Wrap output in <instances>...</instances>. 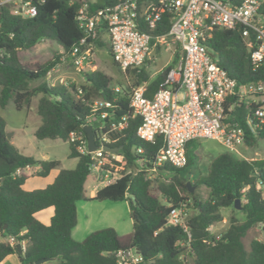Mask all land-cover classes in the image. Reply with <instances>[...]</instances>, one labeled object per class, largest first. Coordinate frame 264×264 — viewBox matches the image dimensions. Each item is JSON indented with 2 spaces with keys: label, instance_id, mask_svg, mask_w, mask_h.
I'll return each instance as SVG.
<instances>
[{
  "label": "trees",
  "instance_id": "16d2710c",
  "mask_svg": "<svg viewBox=\"0 0 264 264\" xmlns=\"http://www.w3.org/2000/svg\"><path fill=\"white\" fill-rule=\"evenodd\" d=\"M116 1L96 0L90 4V10ZM31 2L36 7L32 17L14 14L13 2H0V108L13 101L16 108L22 109L36 98L35 112L40 124L34 136L67 141L70 131L86 123L95 100L113 101L114 107L106 109L109 115L102 120V127L94 131L96 135L108 134L111 143L107 146L121 147L117 153L123 156L124 164L118 178L88 197L85 182L90 174L91 157L78 152L67 141L69 156L77 158L74 168L60 170L44 188L25 190L22 186L29 176L25 166L38 165L34 175L44 177L60 162L36 160L20 153L0 115V236L13 237L22 247L18 253L16 244L0 241V261L16 253L21 264H35L47 258L54 260L43 264H120L116 253L135 249L142 256L139 264H189L187 256L191 257V264H264V240L252 239L248 249L242 241L250 228L259 224L264 228V158H240L230 151L217 154L208 163L205 174L196 180L208 189L204 199L188 191L185 178L191 174L189 166L198 157L197 139L186 144L184 167L164 164L150 173L152 160L164 145L163 137L156 135L152 142L137 137L140 117L132 115L130 95L133 87L144 84L145 95L151 98L178 62L179 46L176 45L171 62L154 77H150L145 66L138 72L126 70L133 74L134 81L129 86H120L118 91L111 85V77L98 68L84 72L85 83L79 87L74 83L51 84L46 78L59 56L71 54L85 34L76 20L83 0ZM168 28L164 16L161 26L153 32L165 33ZM40 41L55 42L63 54L46 60H23L21 53L33 49ZM94 43L106 45L111 54L109 42L97 38ZM208 48L217 63L238 83L264 81V64L253 69L245 39L238 29L215 28L208 39ZM230 102H234L232 113L244 133L242 145L264 139V122L255 132L248 127L246 114L252 105L236 102V96ZM122 116L126 117V125L112 130L111 123ZM84 135L87 138L85 132ZM96 143L99 144L98 140ZM136 147H141L143 152L137 153ZM164 174L169 177L161 180ZM237 198L244 199L240 209L234 206ZM124 199L128 201L133 222L131 232L119 234L106 227L92 231L80 241L72 238L71 231L77 223V201ZM182 203L192 209L187 216L190 237L182 227L167 222L170 208ZM48 207L53 208V215L44 224L35 214ZM224 208L241 212L243 220L232 214L226 229L211 232L209 227L222 221Z\"/></svg>",
  "mask_w": 264,
  "mask_h": 264
},
{
  "label": "built area",
  "instance_id": "2783aa9c",
  "mask_svg": "<svg viewBox=\"0 0 264 264\" xmlns=\"http://www.w3.org/2000/svg\"><path fill=\"white\" fill-rule=\"evenodd\" d=\"M95 1L83 0L77 11L76 20L85 32L71 52L77 70H81L83 61L92 53L94 41L103 34L108 39L113 61L122 71L138 72L142 66L146 67V60H149L153 49L172 44L180 48L178 62L151 98L145 95L144 84L133 87L130 95L132 115L140 117L137 137L148 142H152L156 135L163 137L164 145L152 160V171H157L164 164L184 167L187 162L186 144L192 139H213L227 151L235 152L243 144L244 133L232 113V96H236V102L252 105L246 114L251 132L264 122V81L238 83L217 63L208 48V39L215 28L238 29L245 39L253 69L262 66L264 0H117L90 10V4ZM18 2L13 1L14 14L28 17L36 14L31 0ZM164 16L169 23L167 32L154 33ZM114 89L118 91L119 87ZM113 107V101L95 100L86 123L80 129L70 131L67 139L78 152L90 155V171L94 170L96 177L102 176L107 184L120 176L123 156L103 149L111 143L104 132L96 135L99 148L89 152L83 127L102 122L109 115L106 109ZM125 125L126 117L122 116L111 123V129L119 130ZM135 150L143 152L141 147ZM30 166H25V169ZM19 172L17 169L16 173ZM187 208V203L171 207L167 222L182 227L190 237ZM6 241L10 245L18 243L13 237ZM116 256L120 264H139L142 261V256L135 249L120 250Z\"/></svg>",
  "mask_w": 264,
  "mask_h": 264
},
{
  "label": "rangeland",
  "instance_id": "374dc122",
  "mask_svg": "<svg viewBox=\"0 0 264 264\" xmlns=\"http://www.w3.org/2000/svg\"><path fill=\"white\" fill-rule=\"evenodd\" d=\"M18 0H0V2H13ZM103 43H108L105 36H101ZM174 49H177L176 45H170L162 49L152 50L149 63L145 69L149 73L150 77H154L161 70L168 65L172 58ZM62 48L52 41H40L33 49L24 51L21 53L23 60H46L52 58L53 55H60ZM55 67H58L59 71H65L69 67H76L72 61L71 54H63L59 56L58 63ZM98 67L101 71L111 77V85L113 87L129 86L133 81V74L127 71H122L118 65H115L113 59L109 53L107 46L95 45L92 49L90 57H87L83 63L82 68L79 70L80 75L84 77L85 69ZM67 83H74L76 81L71 78L66 80ZM38 81L34 82V84ZM57 85V83H54ZM250 98V97H249ZM36 98L31 102L30 106H24L22 109L16 108L13 101H9L4 108H0V114L6 120V131L10 138L16 143L19 138H24L27 141V147L32 152L35 158H42V156H48L51 159L57 158L60 161V166L63 168H73L76 162L75 158H69L67 156L69 147L66 142L59 139H37L33 132L40 123V117L35 113ZM19 132H22L21 134ZM15 134V135H14ZM18 135V136H17ZM196 145L198 157L195 158L196 163L189 166L191 174L186 175V181L193 185V192L198 198L204 199L207 196L208 189L199 184L197 178L203 176L206 172V167L210 160L217 154L224 152L226 148L213 139L199 138ZM17 144V143H16ZM227 151V150H226ZM240 158H264V139H257L253 145H240L235 152H232ZM155 171H150L153 173ZM96 173L90 171V176L86 182L87 191L89 192L94 186L102 187L105 184V180L102 176H98L96 179ZM168 174L163 175V179L168 178ZM264 190V188H263ZM244 199L241 200V203ZM77 207V223L73 228L72 238L80 241L84 239L89 233L101 228L111 227L119 234L129 233L132 231V219L129 215V205L126 199L120 201L111 200H79L76 202ZM192 212L190 206H188L186 213ZM223 219L216 223L211 228L212 232L220 233L229 224V217L233 214L240 220H243V214L232 208L222 209ZM252 239L264 240V228L260 225H256L250 228L246 235L242 238L246 249L249 248L250 241ZM188 263L191 264L192 260L190 256H187Z\"/></svg>",
  "mask_w": 264,
  "mask_h": 264
},
{
  "label": "crops",
  "instance_id": "0c3cea01",
  "mask_svg": "<svg viewBox=\"0 0 264 264\" xmlns=\"http://www.w3.org/2000/svg\"><path fill=\"white\" fill-rule=\"evenodd\" d=\"M103 36H105L103 34ZM105 38L107 39V37L105 36ZM108 41V39H107ZM110 53V52H109ZM111 55V54H110ZM95 68H98V67H93V68H90L89 69H85V72H88V71H92L94 70ZM145 68V67H144ZM99 69V68H98ZM58 70V67H54L48 74L47 76V80L51 83V84H54V83H61V84H67L66 80L68 79H72L74 81L77 82V84H84L85 81H84V77H82V75H80V71L77 70L76 67H69L68 69H66L65 71H57ZM36 113V112H35ZM1 115V114H0ZM6 122V120H5ZM40 124V123H39ZM6 126H7V123H6ZM39 126V125H38ZM37 126V127H38ZM36 127V128H37ZM6 128V127H5ZM35 128V130H36ZM34 130V131H35ZM7 132V131H6ZM20 134L22 132H19ZM34 134V132H33ZM15 135V134H14ZM18 136V135H17ZM36 138V137H35ZM46 139V138H44ZM12 144L17 148V150L24 154V155H28V156H32L33 158H35L33 155H32V152L28 149L27 147V141L24 139V138H19L18 140H16V143H14V141L12 140V138H10ZM60 140V139H59ZM63 141V140H62ZM63 142H66L68 144V147H69V143L67 141H63ZM226 151V150H225ZM224 151V152H225ZM67 156L69 158H75V157H70L69 156V152L67 154ZM36 160H58L57 158H54V159H51L49 158L48 156H42V158H35ZM76 159V162H77V158ZM60 162V161H59ZM76 162H75V165H76ZM74 165V166H75ZM74 168V167H73ZM39 169V166L38 165H31L29 168H26L24 169V171L26 173H28V178L25 180L24 184H23V188L25 190H34V189H38V188H44L46 187L48 184L52 183L54 178L57 176V174L59 173L60 170L62 169H71V168H63L62 166H60V163L57 167L55 168H52L49 173L44 176V177H41V176H37V175H34V172L37 171ZM90 176V174H89ZM88 176V177H89ZM96 179L98 177H95ZM88 180V178H87ZM86 180V182H87ZM86 182H85V188H86V194L88 195V197H93L96 193V191L101 188V187H96L94 186L93 188L90 189V191L88 192L87 191V187H86ZM107 183H105L104 185H106ZM103 185V186H104ZM53 215V208L52 207H48V208H45V209H42L38 212H36L35 216L36 218L41 221L42 223L44 224H48L49 221H50V218L51 216ZM133 224V222H132ZM213 225L209 227V230L211 231ZM133 229V228H132ZM72 232H73V229L71 231V236H72ZM212 232V231H211ZM126 234V233H124ZM7 238H3L0 236V241H5ZM0 264H21L20 260H19V257L16 253H12V254H9L7 255L3 260L0 261Z\"/></svg>",
  "mask_w": 264,
  "mask_h": 264
},
{
  "label": "water",
  "instance_id": "95a60500",
  "mask_svg": "<svg viewBox=\"0 0 264 264\" xmlns=\"http://www.w3.org/2000/svg\"><path fill=\"white\" fill-rule=\"evenodd\" d=\"M102 125V122L98 121V122H94L92 124H87V125H84V131L87 135V148H88V151L89 152H93L95 150H97L99 148L98 144L96 143V133L94 131V128L95 127H99ZM121 147H110V146H107L105 145L103 147L104 150H107V151H110V152H117ZM186 185L188 187V191L190 193L193 192V186H191V184L189 182H186ZM131 199L134 200L133 197L130 196ZM234 206L236 209H240L241 208V200L239 198H237L235 200V203H234ZM16 249H17V252L18 253H21L22 252V247L19 243L16 244ZM54 260V258H47V259H42V260H39V261H36L35 264H43L45 262H48V261H52Z\"/></svg>",
  "mask_w": 264,
  "mask_h": 264
}]
</instances>
